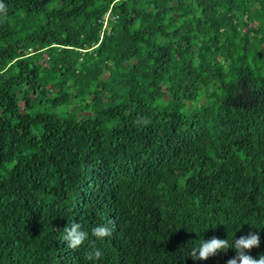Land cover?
Returning a JSON list of instances; mask_svg holds the SVG:
<instances>
[{
	"label": "trees",
	"instance_id": "trees-1",
	"mask_svg": "<svg viewBox=\"0 0 264 264\" xmlns=\"http://www.w3.org/2000/svg\"><path fill=\"white\" fill-rule=\"evenodd\" d=\"M0 2V264H226L190 254L250 231L264 253V0Z\"/></svg>",
	"mask_w": 264,
	"mask_h": 264
},
{
	"label": "clouds",
	"instance_id": "clouds-1",
	"mask_svg": "<svg viewBox=\"0 0 264 264\" xmlns=\"http://www.w3.org/2000/svg\"><path fill=\"white\" fill-rule=\"evenodd\" d=\"M6 8L4 3L0 2V13L5 12ZM140 121L138 120L137 123ZM144 124L148 121L144 120ZM115 224L110 228L108 225L96 226L92 229V235L96 240H104L110 237L113 233ZM66 235L63 240L67 242V247L70 249L80 248L86 240H88V233L83 231L81 225L72 221L69 226L65 227ZM260 234L258 232H248L235 239L230 245L228 239L218 238L213 236L211 239L204 240V242L196 248H193L190 256L193 260H208L221 252H227L229 248L236 250V255L226 261V264H264V253L255 258L249 255L251 249L260 246ZM102 251L96 247V241L90 242V247L86 251L84 258L89 261L99 260L102 257Z\"/></svg>",
	"mask_w": 264,
	"mask_h": 264
},
{
	"label": "rangeland",
	"instance_id": "rangeland-1",
	"mask_svg": "<svg viewBox=\"0 0 264 264\" xmlns=\"http://www.w3.org/2000/svg\"><path fill=\"white\" fill-rule=\"evenodd\" d=\"M107 17V16H106ZM233 38V37H231ZM239 87H240V93H238V96L243 98V99H248V100H256L257 99V93H259L262 88L256 87V86H251L249 83H247L243 79H239ZM108 102H102L99 101L97 103V109L98 111H104L107 109ZM188 108H194L191 106V103L187 104ZM196 108V106H195Z\"/></svg>",
	"mask_w": 264,
	"mask_h": 264
}]
</instances>
